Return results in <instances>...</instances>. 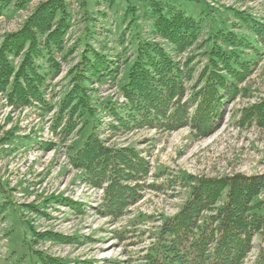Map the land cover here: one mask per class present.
<instances>
[{"label":"trees","instance_id":"obj_1","mask_svg":"<svg viewBox=\"0 0 264 264\" xmlns=\"http://www.w3.org/2000/svg\"><path fill=\"white\" fill-rule=\"evenodd\" d=\"M30 1L0 0V16L22 10ZM79 1L83 6L93 2L108 8L118 2ZM135 1L142 15L137 14L136 4L124 0L122 20H130L126 29L132 34V55L125 58L127 48L113 51L99 40L95 25H88L93 20L88 6L82 35L67 46L73 26L68 0L40 2L22 27L4 35L0 43V94L14 110L34 109L40 116L56 110L50 128L60 142L82 136V144L73 141L70 146L69 162L83 172L86 183L103 190L97 209L114 219L141 200L151 166L133 147L108 146L105 134L143 128L172 132L184 127L195 137L211 133L224 118L225 104L246 91L240 85L256 63L245 51L256 56L264 52V23L243 12H235L242 22L236 28H243V33H235L217 26L212 9L200 0ZM140 20L150 24L147 36ZM206 24L205 64L195 80L192 59L181 62L176 57L197 42ZM126 32L120 35L121 46ZM76 52L58 98L54 81L62 72V61ZM108 83L119 87L122 102L94 96L99 88L95 85ZM242 121L264 127V100L244 108ZM40 146L52 150L56 142ZM186 179L189 197L176 214L163 220L146 264H243L254 249V237L259 245L252 264H264V173ZM67 204L76 211L84 209L71 200ZM36 236L57 241L47 232ZM39 258L42 264H68L47 255Z\"/></svg>","mask_w":264,"mask_h":264},{"label":"rangeland","instance_id":"obj_2","mask_svg":"<svg viewBox=\"0 0 264 264\" xmlns=\"http://www.w3.org/2000/svg\"><path fill=\"white\" fill-rule=\"evenodd\" d=\"M42 1L32 0L24 9L0 16V43L4 35L20 29ZM130 1L142 15L141 5ZM200 1L212 9L217 26L232 28L235 33H243V28H236L242 25L235 16L237 11L264 23V0ZM68 2L73 26L66 38L67 46L82 35L88 6L93 18L88 25H95L101 34L99 40L107 42L113 51L127 48L123 58L132 55V34L126 29L130 20H122L126 12L124 0H118L113 8L93 2L84 7L79 0ZM138 24L147 36L149 22L140 20ZM124 30L126 42L121 46L119 39ZM208 33L206 24L197 42L176 57L181 62L192 59L195 80L205 64L203 53L208 45L204 41ZM245 53L256 63L240 85L246 91L225 104L224 118L211 133L195 137L189 127H184L172 132L143 128L114 136L105 134L108 146L133 147L151 166L141 200L117 219L101 214L97 207L103 200V190L86 183L83 172L69 162L70 146L73 141L82 144V136L60 142L50 128L56 110L46 116L34 109L14 110L0 94V264H42L41 254L68 264H146L145 257L163 220L176 214L189 197L186 177L263 174L264 127L244 123L242 115L244 108L264 100V52L258 56L249 50ZM77 55L78 52L62 61V72L54 81L58 98L66 83L63 78ZM124 68L122 65L121 71ZM193 83L189 82L188 87ZM94 87H99L95 97L123 101L116 84ZM41 142H56V147L43 149ZM69 200L83 204L84 209L74 210L68 206ZM45 232L57 241L36 236ZM253 243L254 249L243 264H252L258 253L257 237Z\"/></svg>","mask_w":264,"mask_h":264}]
</instances>
